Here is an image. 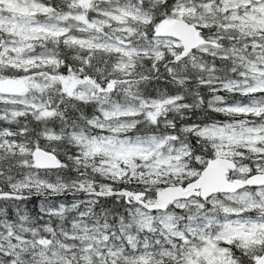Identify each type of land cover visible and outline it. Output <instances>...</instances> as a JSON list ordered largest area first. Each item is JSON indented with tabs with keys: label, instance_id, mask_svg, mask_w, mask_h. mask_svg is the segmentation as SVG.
Segmentation results:
<instances>
[{
	"label": "snow or ice",
	"instance_id": "obj_1",
	"mask_svg": "<svg viewBox=\"0 0 264 264\" xmlns=\"http://www.w3.org/2000/svg\"><path fill=\"white\" fill-rule=\"evenodd\" d=\"M0 105V264H264V0H0Z\"/></svg>",
	"mask_w": 264,
	"mask_h": 264
},
{
	"label": "trees",
	"instance_id": "obj_2",
	"mask_svg": "<svg viewBox=\"0 0 264 264\" xmlns=\"http://www.w3.org/2000/svg\"><path fill=\"white\" fill-rule=\"evenodd\" d=\"M45 2H47V0H45ZM57 2H59V0H57ZM161 71H163V69H161ZM142 87L144 88L146 95H150L153 97H155L158 92H167L168 94H176L177 92L183 91V89H181L179 86L173 85L172 83L167 82L166 80L151 81V82L146 83L145 85H142ZM201 94L203 95L204 100H205V104H204L203 108L206 110L207 109V101L211 98V94L207 92V89H203V88L201 89ZM219 94L224 95L226 97L232 95V94H228V93H219ZM236 99H242V98L237 95ZM192 100H193L192 96H187V99L185 102L191 103ZM229 102H231V101H229ZM0 107H2V105H0ZM86 111L89 114L91 113V109H86ZM172 115L173 114H170V118ZM211 115L215 116V118L218 120L227 119L222 114L211 113ZM186 117L187 118L183 121H180L179 117H176L178 124L179 123H193V122L204 123V122H206L204 115H203V112L200 109L193 110L192 112H186ZM20 119H21V124H22L24 122V118H20ZM30 119L31 118L29 117V120ZM32 126L33 127L35 126L34 121H32ZM3 127H11L13 129H15L18 127V125H16V124L8 125L6 122L0 121V128H3ZM45 143H46L45 141L41 140V146H43ZM60 158L64 159V157L62 155ZM53 179H54V177H53ZM121 187H123V186L121 185ZM81 197H83V196H81ZM70 200H71V196H68L66 198L65 197L56 198L57 203L63 201V202L68 204L70 202ZM39 201L41 202V200L31 199L27 202H22V203H23L25 210H27L30 215L35 216L38 213L39 207L37 204ZM101 204L105 208L113 209L116 212L122 211V209H120L119 206L116 205L114 198H101ZM0 207H7V210H8L10 217L15 215V210L13 208L9 207L8 203L0 201ZM99 209H100V206L98 205L96 210L99 211ZM40 223H43V221H40Z\"/></svg>",
	"mask_w": 264,
	"mask_h": 264
},
{
	"label": "rangeland",
	"instance_id": "obj_3",
	"mask_svg": "<svg viewBox=\"0 0 264 264\" xmlns=\"http://www.w3.org/2000/svg\"><path fill=\"white\" fill-rule=\"evenodd\" d=\"M81 196H83L82 194H81ZM82 198V197H81ZM71 202H72V197H71V200H70V202L68 203V204H71ZM38 207H39V205H40V201L38 202Z\"/></svg>",
	"mask_w": 264,
	"mask_h": 264
},
{
	"label": "water",
	"instance_id": "obj_4",
	"mask_svg": "<svg viewBox=\"0 0 264 264\" xmlns=\"http://www.w3.org/2000/svg\"><path fill=\"white\" fill-rule=\"evenodd\" d=\"M82 195H83V194H82ZM32 199H37V200H38V199H41V198L36 197V196H33Z\"/></svg>",
	"mask_w": 264,
	"mask_h": 264
}]
</instances>
